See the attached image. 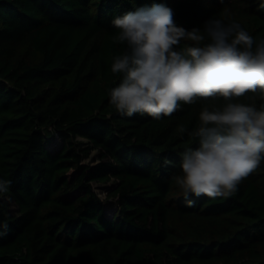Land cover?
<instances>
[{"label":"trees","instance_id":"1","mask_svg":"<svg viewBox=\"0 0 264 264\" xmlns=\"http://www.w3.org/2000/svg\"><path fill=\"white\" fill-rule=\"evenodd\" d=\"M153 5L186 30L221 19L264 40V0H0V264H264V160L226 198L185 199L175 182L199 146L178 125L227 102L159 120L110 103L126 51L112 21ZM109 181L101 196L93 182Z\"/></svg>","mask_w":264,"mask_h":264},{"label":"clouds","instance_id":"2","mask_svg":"<svg viewBox=\"0 0 264 264\" xmlns=\"http://www.w3.org/2000/svg\"><path fill=\"white\" fill-rule=\"evenodd\" d=\"M112 24L119 30L114 41L126 45L111 66L123 78L109 92L121 115L159 120L197 100L227 102L204 107L193 131L178 125L177 132L198 138L199 146L184 150L175 182L185 199L233 196L264 160V103L257 109L255 103L232 102L247 96L264 101V40L256 43L237 23L221 19H209L203 30H186L164 5L137 9ZM181 41L192 43L181 48ZM10 184L0 180V193Z\"/></svg>","mask_w":264,"mask_h":264},{"label":"rangeland","instance_id":"3","mask_svg":"<svg viewBox=\"0 0 264 264\" xmlns=\"http://www.w3.org/2000/svg\"><path fill=\"white\" fill-rule=\"evenodd\" d=\"M79 139L82 141V142H85L86 143V139L85 138H82V137H79ZM59 141V138L57 137V139ZM99 150L96 148V149H93L90 153V155L85 158V161L87 162H90V163H93L95 161L98 160L99 158ZM95 188L97 189V191L101 194V196H104L107 192V190L109 189V187L111 186L112 184V181H109L108 183H98V182H93ZM116 207L115 203L114 202H111L108 204V213L110 214L112 212V210Z\"/></svg>","mask_w":264,"mask_h":264}]
</instances>
